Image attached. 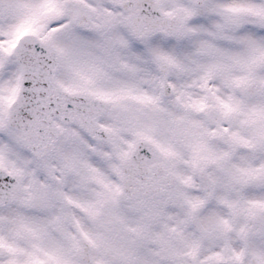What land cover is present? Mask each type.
<instances>
[{
	"label": "snow or ice",
	"instance_id": "snow-or-ice-1",
	"mask_svg": "<svg viewBox=\"0 0 264 264\" xmlns=\"http://www.w3.org/2000/svg\"><path fill=\"white\" fill-rule=\"evenodd\" d=\"M0 264H264V0H0Z\"/></svg>",
	"mask_w": 264,
	"mask_h": 264
}]
</instances>
